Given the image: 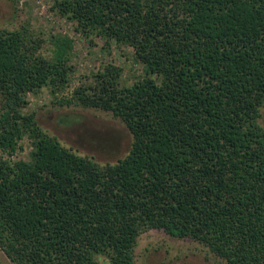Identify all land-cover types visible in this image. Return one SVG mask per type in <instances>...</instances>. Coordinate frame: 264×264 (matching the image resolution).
I'll return each mask as SVG.
<instances>
[{
    "label": "trees",
    "instance_id": "trees-1",
    "mask_svg": "<svg viewBox=\"0 0 264 264\" xmlns=\"http://www.w3.org/2000/svg\"><path fill=\"white\" fill-rule=\"evenodd\" d=\"M90 45L134 50L128 85L107 65L62 105L120 119L128 154L100 164L45 132L30 95L64 93L74 42L0 29V250L14 264H136L162 230L225 264H264V0H56Z\"/></svg>",
    "mask_w": 264,
    "mask_h": 264
},
{
    "label": "rangeland",
    "instance_id": "rangeland-1",
    "mask_svg": "<svg viewBox=\"0 0 264 264\" xmlns=\"http://www.w3.org/2000/svg\"><path fill=\"white\" fill-rule=\"evenodd\" d=\"M56 0H0V29L20 30L28 28L43 40L42 53L51 55L52 35L69 36L74 42L71 64L73 73L67 90L53 96L45 88L38 95H30L27 112L35 113L39 125L49 135L57 138L67 149L81 156H89L100 164L116 163L124 158L132 145V136L126 125L111 113L61 104L64 96L71 97L81 86L92 82L93 74L114 65L124 70L123 81L132 85L144 76L143 65L134 58V50L110 46L101 38L90 45L77 32L76 23L62 17L54 10ZM1 112V111H0ZM261 125L264 127V108ZM31 140L25 137L18 150L0 156L4 162L14 164L29 161ZM2 154V155H1ZM0 264H14L0 250ZM136 264H225L215 258L208 248L191 239H176L162 230H150L140 235L136 248Z\"/></svg>",
    "mask_w": 264,
    "mask_h": 264
},
{
    "label": "built area",
    "instance_id": "built-area-1",
    "mask_svg": "<svg viewBox=\"0 0 264 264\" xmlns=\"http://www.w3.org/2000/svg\"><path fill=\"white\" fill-rule=\"evenodd\" d=\"M2 155V154H1ZM8 155V154H7Z\"/></svg>",
    "mask_w": 264,
    "mask_h": 264
}]
</instances>
